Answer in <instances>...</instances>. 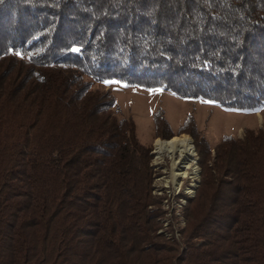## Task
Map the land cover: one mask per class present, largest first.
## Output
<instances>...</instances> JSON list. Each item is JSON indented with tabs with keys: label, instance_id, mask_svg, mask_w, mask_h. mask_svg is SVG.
Instances as JSON below:
<instances>
[{
	"label": "trees",
	"instance_id": "trees-1",
	"mask_svg": "<svg viewBox=\"0 0 264 264\" xmlns=\"http://www.w3.org/2000/svg\"><path fill=\"white\" fill-rule=\"evenodd\" d=\"M93 82L259 112L264 0H0V264H264V121L213 149L178 129L200 168L180 246L151 147Z\"/></svg>",
	"mask_w": 264,
	"mask_h": 264
},
{
	"label": "rangeland",
	"instance_id": "rangeland-1",
	"mask_svg": "<svg viewBox=\"0 0 264 264\" xmlns=\"http://www.w3.org/2000/svg\"><path fill=\"white\" fill-rule=\"evenodd\" d=\"M92 89L112 95L120 111L118 118L131 119L135 124L139 142L151 147L150 165L154 171L152 193L159 199V208L164 213L162 226L157 233L166 239L172 237L181 246L182 236L179 233L184 227L182 215L187 199L195 195L200 168L194 139L188 133H177L178 129L191 117L195 132L213 149L224 136L242 138L245 130L256 131L261 128L264 108L259 112L230 110L204 100L180 99L163 89L146 90L114 82H93ZM158 110L163 113L174 133L170 139L154 137L152 117ZM192 129L187 127L185 131L190 132ZM181 137L190 139V145L194 148L191 157L180 149L169 153L158 151V143H168ZM166 224L174 226L173 235L168 233L169 227Z\"/></svg>",
	"mask_w": 264,
	"mask_h": 264
},
{
	"label": "bare ground",
	"instance_id": "bare-ground-1",
	"mask_svg": "<svg viewBox=\"0 0 264 264\" xmlns=\"http://www.w3.org/2000/svg\"><path fill=\"white\" fill-rule=\"evenodd\" d=\"M188 138H176L175 140L168 142V143H158L157 145H160L158 147V151H161V153L164 152H177L182 150L183 153L187 154L188 157H191L194 154V148L190 145V139Z\"/></svg>",
	"mask_w": 264,
	"mask_h": 264
}]
</instances>
